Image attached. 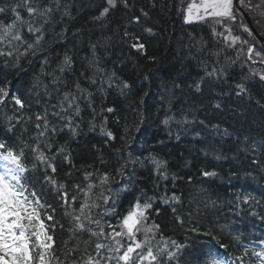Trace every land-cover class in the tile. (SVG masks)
Masks as SVG:
<instances>
[{"label": "trees", "instance_id": "1", "mask_svg": "<svg viewBox=\"0 0 264 264\" xmlns=\"http://www.w3.org/2000/svg\"><path fill=\"white\" fill-rule=\"evenodd\" d=\"M172 1L129 0L131 7L125 8L118 0L117 8L106 18L97 20L98 10L105 0H61L58 11L53 6V21L45 25L44 38L36 46V55L26 49L39 34L28 33L26 28L22 35L27 43L13 42L11 47L0 44V51L13 52L11 56H0V86L7 87L12 95L26 101L25 108L20 110L23 117L16 127V135H20L23 125L28 129L23 138L32 144L34 141L30 137L36 131L33 127L35 114L43 113L57 100L56 92H52L49 100L43 96L42 89L39 90L41 95L37 96L38 90L32 85L36 82L50 84L49 74L60 75L58 66L64 56L71 57L74 71L65 72L64 79L69 87L73 81L79 80L82 86L93 92L91 101L96 111L94 115L86 106L87 101H81V116L76 118L80 125L78 135L73 138L65 129L53 137V151L57 146H64L75 165L72 168L64 162L63 156L59 157L54 178L67 183L71 197L75 194L73 185L86 187L88 183L96 182L95 177L85 180V172L98 169L114 173L121 164L128 162L124 169L126 175L116 176L111 186H127L129 190L117 194V216L104 219L116 224L118 217L141 196V192L145 194L141 197L142 203L146 197L154 196L157 199L153 209L149 210L148 223L154 221L160 225V230L153 245L159 243L162 246L164 240H176L188 245L180 264H203V259L197 261L195 258L210 248H218L215 241L203 232L211 230L221 243L228 245L226 251L234 258L244 254H238L236 249H243L254 240L264 241V219H261L264 217V81L249 76L251 67L259 70L264 65H252L247 60L249 45H255L256 49L261 47L242 31L239 21L232 26L233 35H239L249 43L228 47L223 36L213 35L212 21L199 26L183 25L177 1ZM6 2L11 0H0V6ZM141 8L149 13V18L142 17L139 25L129 23L133 16L140 15ZM19 11L22 17L28 18L23 8ZM65 11L68 15L63 14ZM252 18L264 35V23H257V19ZM13 19L11 12L0 14V21L4 24ZM40 22L37 20L36 24ZM144 27H153L154 34L144 32ZM125 31L142 37L146 44L144 56L129 50ZM216 31L223 32L224 29L216 25ZM93 44L97 45L101 67L108 74L115 72L119 77L117 83L123 80L131 85L123 94L117 87L114 93L107 94L110 92L107 84L101 93L97 91L98 84L90 85L88 79L80 76V73L86 77L92 75V70L87 69L86 58L91 56L90 46ZM253 59H256L254 54ZM213 68L224 69V75L220 78L206 76V72ZM241 82L248 92L238 96L235 86ZM216 104L220 107H215ZM17 107L14 101L3 104L0 129L7 126V117L20 115ZM108 107L115 111H101ZM28 117H32V123H27ZM105 117L107 123L104 126L116 137L113 141H108L100 132ZM168 118L171 119L165 125L163 121ZM0 139L8 140L11 145L14 138L0 131ZM150 154L167 161L168 179L155 173L154 166L147 160ZM101 158L106 162L104 165ZM140 161L144 162L143 166ZM69 171L72 172L70 179L65 176ZM203 171H215L217 175L205 177ZM173 193L182 200L173 205L177 209L175 214L159 199ZM238 194L251 195L259 204H241L237 208L235 197ZM48 200L57 209L55 220L64 225L61 229L57 224L49 233L61 258L65 241L68 247L78 245L80 253L86 250L95 255L97 238H90L86 232L70 233V217L64 216L60 202L51 193ZM209 201H215V207L211 204L205 207ZM75 207L78 208L79 203ZM155 209H159V215ZM253 211L256 215H252ZM177 215L183 224L177 220ZM193 227L199 228L200 232L190 231ZM236 237H239L238 241ZM219 251L225 252L224 249ZM253 253L254 248L244 256L243 264H257Z\"/></svg>", "mask_w": 264, "mask_h": 264}, {"label": "snow or ice", "instance_id": "2", "mask_svg": "<svg viewBox=\"0 0 264 264\" xmlns=\"http://www.w3.org/2000/svg\"><path fill=\"white\" fill-rule=\"evenodd\" d=\"M119 2L125 8L131 7L129 0H119ZM105 3L106 6L96 17L97 20L108 16L110 9L118 7V0H105ZM262 5H264V0H260V3L256 5H253L251 0H235V2L234 0H199V3L192 0L184 7L183 0H181V7L178 11L183 12L184 23L186 24L211 19L213 35L223 36L228 47H235L237 43L241 45L249 43L247 39L233 35L232 26L236 24L237 18H240V28L243 32L247 33L248 36L256 35L250 25L245 22V12H251L253 8L261 9L260 15L264 16ZM53 6L58 11L61 8V0H11L10 3L6 2L4 6H0V14L11 12L14 15L11 23L4 24L3 21H0V44H7L11 47L13 42L27 43L22 35L26 28L28 33L39 34L35 36L34 43H29L26 49V52L31 50L32 54L36 55V46L44 38V27L53 21ZM21 8L27 12V19L21 16L19 11ZM63 14L68 15V12L65 11ZM142 17L149 18V13L144 8H141L140 15L133 16L129 23L134 22L139 25ZM37 20L41 21L38 25L36 24ZM216 25L221 26L224 31L217 32ZM143 30L149 34H154L153 27H144ZM124 36L128 38L125 42L130 51L134 50L137 53L146 54V44L142 42V37L128 31L124 32ZM90 51L91 56L86 59L88 60L87 69L92 70V75L86 77L84 73H80L81 77L88 79L90 85L98 84L97 91L101 93L104 91L105 84L108 87L119 88L121 94L124 93L125 89L131 88L127 81L121 80L117 83L119 77H116V73L108 74L101 67L97 45H91ZM240 51H243V48ZM12 54V51L7 53L0 51V56H11ZM253 54L256 59H253ZM212 55H218V53H212ZM247 60L251 61L252 65L257 63L264 65V47L256 49L255 45H249ZM72 65V58L65 55L62 64L58 66L60 75L49 74L51 76L50 84L36 82L32 85L33 89L38 90L37 96L41 95L39 90L42 89L43 96L48 97L49 100L52 92L57 93L55 104L46 107L43 113L35 114L33 127L36 131L35 135L30 137L34 141L32 144L23 138L28 131L23 125H21L20 135H16V127L21 123L23 117L20 110L25 108L26 101L19 96L11 95L7 87L0 86V105L7 100L14 101V105L18 106L17 111L20 112L18 116L7 117V126L0 129L5 135L14 138L11 145L8 140L0 139V264H172L173 261L180 264L183 251L188 245L178 243L176 240L170 242L164 240L162 246L159 243L153 245L160 225L154 221L149 224L148 213L150 209H153L156 197H146L142 203L141 197L145 194L141 192V196H138L128 210L118 217L116 224L104 219L109 216H117L115 207L117 194L129 190L127 186L116 189L111 186L116 176L124 177L126 175L124 169L128 162L121 164L114 170V173L100 172L98 169L93 172H85V180L95 177L96 182L88 183L86 187H82L80 184L73 185L75 194L71 197L67 183L58 182L54 178V174L57 172L56 160L59 157L63 156L64 162L71 165L72 168H75V165L72 164L71 155L66 153L64 146H57L53 151V137L65 129L71 133L73 138L78 135L80 125L76 123V118L81 116V101H87L86 106L92 109L94 115L96 111L91 101L93 92L82 86L79 80L73 81L72 86L69 87L67 80L64 79L63 74L65 72L74 71ZM224 72V69L213 68L211 72H206V76L220 78ZM249 76L258 77L260 81H264V68L258 70L251 67ZM62 85L64 91L61 92ZM199 87L198 83L197 90ZM235 87L238 89V96L248 92L243 82L237 83ZM215 107L219 108L220 105L216 104ZM101 111L113 113L115 109L108 107L101 109ZM169 119L171 118L165 119L163 123L167 125ZM27 123H32V117H28ZM106 123L107 118L105 117L100 126V132L108 138V141H113L116 137L111 130L104 126ZM125 131L128 130L125 129ZM225 134H227L226 130ZM147 160L154 166V171L160 178L168 179L166 160L151 154ZM100 162L102 165L106 163L102 158ZM135 162L132 161V163ZM140 163L141 166L144 165L143 161ZM253 163L259 162L253 161ZM88 167L92 166L89 165ZM161 169L165 170L161 171ZM202 175L215 177L217 173L215 171H203ZM65 176L70 179L72 172L65 173ZM94 189H99V192H94ZM49 193L60 202L64 216L70 217L71 227L68 229L70 233L75 235L86 232L90 238H97L95 255L86 250L80 253L78 245L68 247V242L65 241L63 259L61 258L53 236L49 234L59 224V221L54 218L57 209L48 200ZM159 199L163 204L169 205L174 214L177 213V209L173 205L182 202L181 197L175 193ZM235 200L237 201V208L241 204H259V201L251 195L238 194ZM77 203H79L78 208L75 207ZM209 204L215 207V201H209L205 207H208ZM154 211L159 215V209ZM252 215H256V213L253 211ZM176 218L183 224L179 215ZM59 226L61 229L64 228L63 224H59ZM190 231L199 233L200 229L193 227ZM202 234L211 237L218 248H210L206 252H202L195 258L197 261L203 259V264H243L244 256L248 255L247 248L244 249L243 256H237L234 259L222 258L219 250L224 249V256H227L228 245L221 243L219 237L214 235L211 230ZM141 235L143 238H138ZM235 239L238 241L239 237ZM253 254L260 258V264H264V251Z\"/></svg>", "mask_w": 264, "mask_h": 264}, {"label": "water", "instance_id": "3", "mask_svg": "<svg viewBox=\"0 0 264 264\" xmlns=\"http://www.w3.org/2000/svg\"><path fill=\"white\" fill-rule=\"evenodd\" d=\"M252 28V27H251ZM253 29V28H252ZM255 32V31H254ZM256 34V33H255ZM260 39V38H259ZM261 40V39H260ZM262 41V40H261ZM263 42V41H262Z\"/></svg>", "mask_w": 264, "mask_h": 264}, {"label": "rangeland", "instance_id": "4", "mask_svg": "<svg viewBox=\"0 0 264 264\" xmlns=\"http://www.w3.org/2000/svg\"><path fill=\"white\" fill-rule=\"evenodd\" d=\"M196 2L199 3V0H197Z\"/></svg>", "mask_w": 264, "mask_h": 264}]
</instances>
